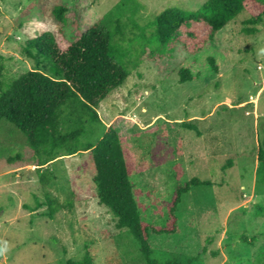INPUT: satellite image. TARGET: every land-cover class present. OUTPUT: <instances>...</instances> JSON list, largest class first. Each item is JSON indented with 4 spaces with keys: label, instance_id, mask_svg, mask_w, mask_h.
Segmentation results:
<instances>
[{
    "label": "rangeland",
    "instance_id": "374dc122",
    "mask_svg": "<svg viewBox=\"0 0 264 264\" xmlns=\"http://www.w3.org/2000/svg\"><path fill=\"white\" fill-rule=\"evenodd\" d=\"M121 0H0V55L7 81L37 67L24 52L43 31L73 40L87 31ZM126 9V39H117L130 72L119 88L102 101L100 139L117 122L120 136L130 137V150L147 158L149 130L167 131L169 140L183 141V155L160 168L151 167L134 180L153 190L158 199L146 215L165 223L163 202L177 189L175 166L184 169L183 182L197 176L212 184L194 187L183 196L176 215L180 232L154 237L158 264H264V18L250 24L247 13L221 30L206 49L190 55L178 48L172 57L152 61L142 57L140 30L150 34L164 9L198 10L207 0H137ZM65 5L78 13L57 20L54 9ZM71 10V11H72ZM256 27L258 32L247 34ZM214 56L217 72L207 63ZM188 67L197 78L181 82ZM48 72L45 65L40 66ZM194 124L197 130L180 127ZM232 162L230 164L229 162ZM38 158L14 124L0 123V264H67L81 260L86 244L95 250V264H147L140 246L96 196L89 152L58 157L46 165L54 174L44 185ZM48 195V196H47ZM49 200H55L51 210Z\"/></svg>",
    "mask_w": 264,
    "mask_h": 264
},
{
    "label": "trees",
    "instance_id": "16d2710c",
    "mask_svg": "<svg viewBox=\"0 0 264 264\" xmlns=\"http://www.w3.org/2000/svg\"><path fill=\"white\" fill-rule=\"evenodd\" d=\"M137 6V0H121L87 31L77 29L71 41L63 34L41 32L23 48L37 67L11 81L5 78L0 55V123L10 122L24 133L38 158L37 172L44 185L54 179L46 165L60 156L89 152L100 203L115 216L117 227L127 229L134 237L147 264H158L153 258L154 237L179 233L176 211L183 196L194 187L212 183L197 176L183 182L184 169L177 164V189L171 200L160 206L167 212L166 222L149 221L146 215L158 199L154 198L153 190L141 189L134 178L151 167L160 168L182 156V139L178 138L173 144L167 131L149 130L148 157L142 160L130 150V137L119 135L117 122L111 124L100 139H94V128L102 123L99 113L102 101L123 85L130 74L125 53L116 41L126 39L127 24L123 20L126 9ZM71 10L59 5L53 15L59 21L74 17L77 23L78 13ZM243 13L249 15L250 24L261 23L264 0H207L198 10L169 7L152 21L150 34L133 18L132 23L141 32L138 39L142 46L150 49L149 52L142 50V57L159 62L172 57L178 48L190 55L203 52L221 30ZM245 31L255 34L258 28ZM207 63L219 72L214 56H208ZM42 65L49 71L39 68ZM180 77L181 82L197 78L188 67L180 71ZM173 125L197 130L194 124L187 122ZM260 162L264 164V149L260 151ZM54 203L55 200H49L51 210ZM195 260L166 264H192ZM67 264H95V250L86 244L84 258L70 259Z\"/></svg>",
    "mask_w": 264,
    "mask_h": 264
},
{
    "label": "water",
    "instance_id": "95a60500",
    "mask_svg": "<svg viewBox=\"0 0 264 264\" xmlns=\"http://www.w3.org/2000/svg\"><path fill=\"white\" fill-rule=\"evenodd\" d=\"M3 30V28L2 27H0V32Z\"/></svg>",
    "mask_w": 264,
    "mask_h": 264
}]
</instances>
